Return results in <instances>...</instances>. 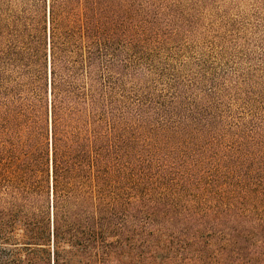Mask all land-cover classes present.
Wrapping results in <instances>:
<instances>
[{
	"label": "trees",
	"instance_id": "16d2710c",
	"mask_svg": "<svg viewBox=\"0 0 264 264\" xmlns=\"http://www.w3.org/2000/svg\"><path fill=\"white\" fill-rule=\"evenodd\" d=\"M151 14L0 0V264H264V83L222 121Z\"/></svg>",
	"mask_w": 264,
	"mask_h": 264
},
{
	"label": "rangeland",
	"instance_id": "374dc122",
	"mask_svg": "<svg viewBox=\"0 0 264 264\" xmlns=\"http://www.w3.org/2000/svg\"><path fill=\"white\" fill-rule=\"evenodd\" d=\"M136 2L153 10L151 18L157 17L166 31H177V51L189 62L186 68L206 61L218 88V117L245 122L247 131V78L258 90L264 83V0Z\"/></svg>",
	"mask_w": 264,
	"mask_h": 264
}]
</instances>
